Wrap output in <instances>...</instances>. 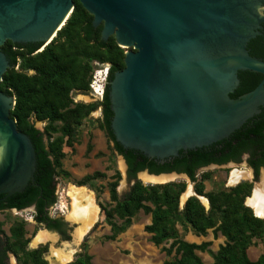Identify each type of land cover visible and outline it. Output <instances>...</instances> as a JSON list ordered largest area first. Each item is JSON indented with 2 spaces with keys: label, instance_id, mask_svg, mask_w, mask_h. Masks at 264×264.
<instances>
[{
  "label": "trees",
  "instance_id": "1",
  "mask_svg": "<svg viewBox=\"0 0 264 264\" xmlns=\"http://www.w3.org/2000/svg\"><path fill=\"white\" fill-rule=\"evenodd\" d=\"M73 1L72 12L47 45L7 40L1 46L10 66L0 81V90L14 97L15 104L10 116L16 121L18 130L29 136L35 151L36 166L33 181H29L22 191L0 194V211L32 207L36 224L59 233L63 239H69L62 218L49 214L57 201V169L64 157L62 146L65 138L72 135L75 125L99 106L101 128L112 142L114 151L124 158L128 178L134 180L129 190L119 196L116 187L120 174L116 172L115 180L109 184V198L113 206L108 208L99 203L111 229L108 239H115L129 226L131 217L141 210L151 215L150 223L144 226V231L150 234V241L158 246L171 240L170 245L163 249L168 256L173 253V257L160 264H206L196 251H208L213 259L209 264H264V253L255 261L247 255L252 238L261 237L264 233V218L254 216L253 211L243 204L250 194L251 183L242 182L227 191L205 193L203 182L196 176L200 166L240 162L242 155L246 154L247 164L257 177L260 168L264 167V105L259 113L228 137L207 146L181 149L176 156L165 159L163 163L139 150L123 147L115 139L111 128L113 112L108 93L114 73L124 67L125 50L118 46L114 36L103 40L102 24L94 27L93 16L79 0ZM248 48L253 57L260 59L264 56V35L252 39ZM92 62L109 65L102 99L93 104H73L72 92L89 93ZM238 77L240 82L230 94L232 98L254 89L263 75L245 70L240 71ZM37 121L46 122L43 130L35 126ZM143 170L152 174L186 173L195 183V192L208 199L209 209L206 210L195 196H191L179 210L178 199L185 184L167 182L145 185L136 179L137 173ZM99 176L98 172L87 175L78 185H85ZM115 217L122 222L117 224ZM176 222L189 225L196 235L201 236L212 229L214 236L220 233L225 237V243L213 252L207 248L210 241L188 242L179 237ZM26 243L21 224L11 230L10 236L0 228V264H9V254L16 257L18 264H46L42 257L45 250H26ZM71 264H92L85 245L83 252Z\"/></svg>",
  "mask_w": 264,
  "mask_h": 264
},
{
  "label": "water",
  "instance_id": "2",
  "mask_svg": "<svg viewBox=\"0 0 264 264\" xmlns=\"http://www.w3.org/2000/svg\"><path fill=\"white\" fill-rule=\"evenodd\" d=\"M79 2L93 16L94 27L102 24L103 40L114 36L118 46L128 48L108 93L111 128L123 147L163 163L181 149L228 137L260 112L264 61L250 55L247 44L264 23V0ZM73 8V0H0V81L10 66L1 51L5 41L45 46ZM241 70L263 78L254 89L231 98ZM14 104V97L0 90V194L6 195L33 181L36 166L29 136L10 116ZM141 172L188 178L177 172Z\"/></svg>",
  "mask_w": 264,
  "mask_h": 264
},
{
  "label": "rangeland",
  "instance_id": "3",
  "mask_svg": "<svg viewBox=\"0 0 264 264\" xmlns=\"http://www.w3.org/2000/svg\"><path fill=\"white\" fill-rule=\"evenodd\" d=\"M123 49L125 51L128 50V48ZM91 66L89 83L96 69L109 65L108 63L92 62ZM71 99L73 104H93L99 101V99L91 94L90 87L89 93L87 94L72 92ZM80 122V124L75 125L72 135L69 138H65L62 146L64 157L61 159V166L57 169V201L49 210L50 216L62 218L65 222L66 234L69 236V239H63L59 233L36 224L33 220L32 207L21 211L15 209L0 211V228L6 235L10 236L11 230L21 224L23 226L24 239H27L26 250L36 248H39L41 251L45 250L42 253V257L46 264H71L77 255L83 252V245L86 246L87 253L91 256L92 264H160L165 260H171L173 253L168 256L163 249L170 245L171 240L155 246L150 241V234L144 231V226L151 221V215L145 214L141 210L137 211L131 217L129 226L120 232L115 239L110 240L107 238L111 233V229L105 221V216L101 212L99 203L108 208L113 206L109 198V184L115 180L116 172L120 174V179L116 187L119 196H123L129 190L134 180L128 178L127 168L124 166L121 156L114 151L112 142L108 140L104 130L101 128V111L99 106L90 111ZM45 124L46 122H35V126L40 130H43ZM234 169L250 171L251 175L249 178L242 177L235 183H231L230 175ZM263 171L264 167L260 168L257 177H255L251 168L246 165L244 157L238 164L228 163L220 166L210 165L202 168L198 171L197 176L198 180L203 182L205 193L219 192L222 190L227 191L229 188L235 187L242 182L251 183L250 194L245 197L243 203L249 207L250 205L248 206L246 204L247 199L253 195L256 185L260 182ZM95 172H98L100 176L87 181L85 185H78L80 181L84 180L85 176L92 175ZM143 173L137 174L136 179L145 185L151 184L141 179L140 175ZM166 180L185 184V189L178 199L179 210H182L189 197L195 196V194L198 195L194 189L195 183L191 182L185 176L169 175ZM73 186L83 188L92 196L95 205L98 207L96 219L79 241H75L73 237L75 229L79 225L68 218L71 205L69 191ZM184 196H186L185 199H183ZM198 197L200 198H196L208 210V199L204 195H198ZM115 222L120 224L122 220L115 217ZM176 228L179 237L188 242L201 243L210 241L211 244L207 248L213 252L217 251L219 246L224 244L226 240L220 233L214 236L212 229H208L207 234L201 236L196 235L190 229L189 225L180 222H176ZM40 232H47L53 235V239L50 238L35 243L34 239ZM71 250H73V254L68 261L59 262L57 260L56 252H68ZM196 253L206 264L213 261L208 251H196ZM263 253L264 233L261 237L252 238L251 244L247 248V255L252 261L257 260ZM8 263L18 264L13 254H9Z\"/></svg>",
  "mask_w": 264,
  "mask_h": 264
},
{
  "label": "bare ground",
  "instance_id": "4",
  "mask_svg": "<svg viewBox=\"0 0 264 264\" xmlns=\"http://www.w3.org/2000/svg\"><path fill=\"white\" fill-rule=\"evenodd\" d=\"M251 175L250 171H241L234 169L230 175V182L235 183L242 177L249 178ZM141 179L144 182H160L165 181L169 176L159 175L151 176L143 173L140 175ZM69 196L71 198L70 210L68 213V218L78 223V227L74 232V240L79 241L82 235L91 227L92 223L96 219L98 207L95 205L92 196L89 195L83 188L80 187H71L69 191ZM184 196L183 199H185ZM182 199V200H183ZM205 202L206 200L203 199ZM246 204L255 212L257 217L264 218V171L261 174L260 182L256 185L254 193L251 197L247 199ZM53 239V235L47 232H40L37 237L34 239L36 242L45 241L47 239ZM57 260L59 262L68 261L73 254V250L64 252L59 251L55 253Z\"/></svg>",
  "mask_w": 264,
  "mask_h": 264
},
{
  "label": "built area",
  "instance_id": "5",
  "mask_svg": "<svg viewBox=\"0 0 264 264\" xmlns=\"http://www.w3.org/2000/svg\"><path fill=\"white\" fill-rule=\"evenodd\" d=\"M108 67L109 66H105L104 68L96 69L89 83L91 94L99 100H101L103 96Z\"/></svg>",
  "mask_w": 264,
  "mask_h": 264
},
{
  "label": "flooded vegetation",
  "instance_id": "6",
  "mask_svg": "<svg viewBox=\"0 0 264 264\" xmlns=\"http://www.w3.org/2000/svg\"><path fill=\"white\" fill-rule=\"evenodd\" d=\"M259 33L254 37V38H256V37H258V36H260V35H264V23H262L261 24V27L257 30ZM253 38V39H254ZM252 40V39H251ZM250 40V41H251ZM249 41V42H250ZM249 44V43H248ZM248 44H247V49H248V52H249V48H248ZM257 47H259V45L257 46ZM262 48V47H261ZM250 54V53H249ZM260 58V57H259ZM260 59H264V56H262ZM242 71V70H241ZM240 72V71H239ZM238 72V73H239ZM238 73H237V78H238V81L240 82V80H239V77H238ZM239 82H238V85H239ZM259 84V83H258ZM238 85L236 86V88L238 87ZM235 88V89H236ZM235 89L233 90V92L235 91ZM232 92V93H233ZM231 97V96H230ZM232 98V97H231ZM100 108V111H101V107H99ZM182 150H184V149H182ZM244 157H245V160H246V158H247V155L246 154H244V155H242V157H241V160L242 159H244ZM231 162H233V163H236V164H238L239 162H235V161H228V162H226V163H221V164H216V163H209V164H206V165H203V166H200V167H198V169H197V174H196V176L198 175V171L200 170V169H202V168H206V167H208V166H210V165H216V166H220V165H225V164H228V163H231ZM241 162V161H240ZM246 164H247V161H246ZM248 165V164H247ZM249 166V165H248ZM250 167V166H249ZM251 168V167H250ZM252 171H253V169H252ZM173 172H175V171H173ZM177 173H179V174H184V175H186L187 176V174L186 173H184V172H177ZM253 173H254V171H253ZM259 173V172H258ZM188 177V176H187ZM188 179L190 180V178L188 177ZM191 181V180H190ZM192 182V181H191ZM12 210V209H11ZM17 211H21V210H17Z\"/></svg>",
  "mask_w": 264,
  "mask_h": 264
}]
</instances>
